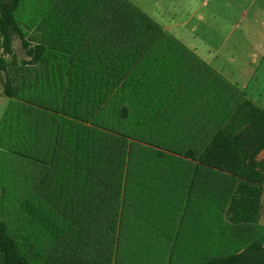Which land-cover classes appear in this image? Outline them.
<instances>
[{"label": "rangeland", "instance_id": "obj_1", "mask_svg": "<svg viewBox=\"0 0 264 264\" xmlns=\"http://www.w3.org/2000/svg\"><path fill=\"white\" fill-rule=\"evenodd\" d=\"M15 19L45 50L33 62L15 37L5 57L21 91L0 81V222L31 264H202L264 245V181L240 178L232 144L264 111V54L203 150L174 111V43L129 3L22 0ZM191 161L224 180L207 174L203 196L133 193L152 164Z\"/></svg>", "mask_w": 264, "mask_h": 264}, {"label": "crops", "instance_id": "obj_2", "mask_svg": "<svg viewBox=\"0 0 264 264\" xmlns=\"http://www.w3.org/2000/svg\"><path fill=\"white\" fill-rule=\"evenodd\" d=\"M124 1L158 30L159 40L174 43L175 49L166 54L180 59L174 67V111L200 132L203 150L208 149L215 128L247 98L241 90L264 54V0ZM150 169L154 172L149 177L133 181L134 194L203 196L208 192L204 177L221 176L194 161L152 164Z\"/></svg>", "mask_w": 264, "mask_h": 264}, {"label": "trees", "instance_id": "obj_3", "mask_svg": "<svg viewBox=\"0 0 264 264\" xmlns=\"http://www.w3.org/2000/svg\"><path fill=\"white\" fill-rule=\"evenodd\" d=\"M22 0H0V81L2 92L9 98L15 97L21 91L14 83L11 68L6 56L12 55V43L15 37H20L22 47L33 62L43 59L44 45H31L23 36L21 28L15 19V14ZM5 73V80L1 74ZM234 149L241 158L240 178L247 182L259 184L264 181V158L256 162L260 152L264 156V111L258 112L247 125L232 138ZM191 156L192 151L187 153ZM0 254L3 264H31L30 259L21 249L19 242L9 233L7 226L0 222ZM78 264V263H73ZM202 264H264V245L257 240L244 250L225 257L213 258Z\"/></svg>", "mask_w": 264, "mask_h": 264}]
</instances>
